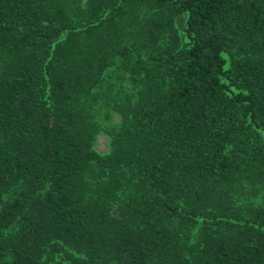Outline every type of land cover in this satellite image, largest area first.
<instances>
[{"label":"trees","instance_id":"trees-1","mask_svg":"<svg viewBox=\"0 0 264 264\" xmlns=\"http://www.w3.org/2000/svg\"><path fill=\"white\" fill-rule=\"evenodd\" d=\"M0 264H264V0H0Z\"/></svg>","mask_w":264,"mask_h":264},{"label":"rangeland","instance_id":"rangeland-1","mask_svg":"<svg viewBox=\"0 0 264 264\" xmlns=\"http://www.w3.org/2000/svg\"><path fill=\"white\" fill-rule=\"evenodd\" d=\"M107 139L106 137L101 134V133H98L95 137V140H94V144H93V147L98 151V152H104L106 151L107 149Z\"/></svg>","mask_w":264,"mask_h":264}]
</instances>
